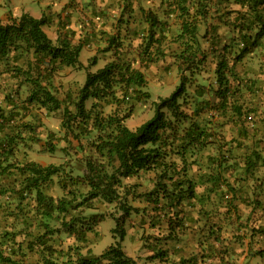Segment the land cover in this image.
I'll use <instances>...</instances> for the list:
<instances>
[{
	"label": "trees",
	"instance_id": "1",
	"mask_svg": "<svg viewBox=\"0 0 264 264\" xmlns=\"http://www.w3.org/2000/svg\"><path fill=\"white\" fill-rule=\"evenodd\" d=\"M167 1L170 11L165 15L172 13L177 18V26L173 27L174 32L170 34L169 42L176 43V48L171 53L180 74L178 83L168 95L159 97L154 102L153 114L148 119L133 129L129 128L125 120L130 116L134 101L149 95L142 90L146 79L140 69L132 66L134 59L127 56L132 50L131 40L124 44L125 35L121 36L118 31L106 35L107 46L104 51L113 49L111 58L95 71L86 72L78 95L72 102L73 109L67 105L62 108L60 126L76 140L75 149L81 150L80 156L74 158L75 161L71 164L73 166H69L68 172L64 171V164L43 165L33 160H19L17 152L29 142L38 140L37 125L33 122L38 114H23L29 111V106L43 107L47 111L60 107L61 100L42 81L48 79L59 66L76 65L84 42H75L61 31L53 42L43 29L44 25L50 23L44 15L35 17L28 12H21L18 16L11 15L7 21L0 22V61L9 59L12 52H15L12 54L13 59L19 54L27 55L28 52L32 55V59L27 60V67L12 64L15 73L22 75L31 84L24 103L15 105L8 93L0 100V195L12 191L17 193L20 201L28 197H32L33 201L24 211L22 220L19 213H11L14 216L13 228L15 223L23 226L21 240L15 242V236L21 230L0 232V243H15V246L7 245L8 243L4 247L0 246V264H31L28 255L34 252L43 254L40 264H137L120 244L126 233L125 218L136 209L121 200L124 190L120 189H125L123 180L140 171L153 170L157 181L152 190L145 193L146 200L152 201L155 206L159 204L176 218L178 208L184 200L201 196L195 190V181L187 175L188 170L196 164L199 152L214 144L212 135L215 132L216 137L218 133L209 126L214 114H209L211 119L203 124L198 120L201 114L213 109L223 118L226 116L227 120H233L236 116L235 121L243 125L242 119L247 114L256 113V108L242 98L243 81L235 72V66L262 44L264 0H224L236 6L229 10L234 16L232 19L228 18L227 24L235 33L231 37L235 43L222 44L219 49L212 51L203 47L201 41L208 32L204 26L211 11L210 0ZM139 10L148 27L135 49V55L148 63L155 61L163 52L168 24L163 16L149 8L140 6ZM214 11L215 16L219 17L218 10ZM162 13L164 15L163 11ZM209 53L214 55L216 61V86L211 82L207 85L200 82L194 84L193 93L189 95L194 105L189 111L182 106L179 98L187 95V84L195 83L198 79L196 76ZM88 98L93 101L86 107L85 101ZM107 105L112 107V111L107 114H102V110L96 108ZM82 136L89 138L86 150L80 142ZM54 139L53 132H49L45 142L49 151L57 149ZM243 155L245 171L250 172L254 169L255 162L262 157L256 149ZM218 157L219 155L207 158L216 160ZM214 167V172H208L211 186L205 190L217 188L220 191L219 187H223L219 195L223 197L226 206L232 205L231 197L236 195V189L221 173L222 163H215ZM73 169L76 173L72 172ZM62 172L65 174L58 183L71 196L54 198L48 194L47 189L53 176ZM13 177L18 181L17 188L8 184V179ZM67 183L74 188L68 189ZM78 185L84 186L85 191L77 190ZM228 190L233 193L230 197ZM75 192L82 196L81 199L77 198ZM97 197L119 204L121 214L115 217L112 228L117 239L99 254L75 251L58 260L54 255L57 250L51 243L52 235L63 231L84 239L86 229H89L85 217L72 215L67 218V215L83 206L84 202ZM240 201L241 204H248L247 207L251 204L252 215L257 207L263 208L257 199L249 201L244 196ZM234 207L237 209V206ZM238 214L237 209V216ZM53 220L59 221L61 228L52 227L50 221ZM256 227L264 234V223ZM151 251L145 264H186L182 258H170L168 251L161 246ZM58 252L61 253L60 250ZM254 253L264 255V247ZM190 264L196 263L192 261Z\"/></svg>",
	"mask_w": 264,
	"mask_h": 264
},
{
	"label": "rangeland",
	"instance_id": "2",
	"mask_svg": "<svg viewBox=\"0 0 264 264\" xmlns=\"http://www.w3.org/2000/svg\"><path fill=\"white\" fill-rule=\"evenodd\" d=\"M60 1L63 6L58 11L51 13L49 9L53 6L49 1L0 0V22H5L11 15L18 16L24 11L20 10L19 14L14 15L12 6L21 8L24 5L23 7H27L28 3L31 6L25 12L39 17L44 15L50 21L48 25L43 26V29L53 42H55L59 31L68 34L75 42H84L76 65L59 66L48 79L42 81V84L47 85L61 100L59 109L47 111L43 107L29 106L27 113L21 112L23 114H38L36 120L33 116L35 120L33 122L37 125L38 140L29 142L26 147L21 148L17 152V158L33 160L43 165L64 164V171L68 172L69 166H73L71 164L75 161V157L80 156L81 150L75 149L76 140L65 133L60 126L62 108L67 105L73 109L72 102L78 95L86 72L95 71L111 58L113 49L104 51L107 46L106 35L118 31L121 36L125 35L124 44L127 40H131L132 50L127 53V56L134 59L132 66L140 69L146 79L142 90L147 91L149 95L134 101L130 116L125 120L129 128L133 129L153 114L154 102L173 90L179 81L180 74L171 53L176 48V43L169 42L170 34L174 32L173 27L177 26V18L173 17L172 13L169 16L165 15L170 11L167 0ZM140 6L157 12L163 16V19H166L168 24L165 29L167 36L163 52L158 55L155 61L148 63L141 61L135 55V49L142 41L148 27L141 17ZM210 6L211 11L206 19V26H204L208 32L206 37L201 39L202 46L212 51L219 49L222 44L233 45L235 41L231 37L235 33L227 24L228 18L232 19L234 16L229 10L236 6L224 0H210ZM215 9L218 10L219 17L215 16ZM17 11L19 12V10ZM162 11L164 15H162ZM14 53L10 54L9 59L0 61V100L4 94L8 93L11 94L14 104L19 106L24 103L25 97L31 90V84L25 81L22 75L15 73L12 64L27 67V60L32 59V55L28 52L27 55L19 54L17 58L13 59L12 54ZM215 66L214 55L209 53L196 76L198 79L195 83L190 85L188 83L187 95L179 98V102L184 108L189 111L193 109L194 102L190 96L193 93L194 84L198 82L205 85L209 82L215 84ZM235 72L243 81L242 98L257 111L247 114L242 119L243 125L235 121L236 116L233 120H227L226 116L223 118L213 109H208V113H203L198 118L203 124L211 119L209 114H214L209 126L212 127V131L216 129L218 132L216 137L215 132L212 135L214 144L200 151L196 164L188 170L187 175L195 181V190L197 194H201L200 198L184 200L178 208L179 212L175 218L171 216V212L159 204L155 206L152 201L146 200L145 193L152 190L157 181L153 170L140 171L133 177L123 180L125 189H120V191L124 190L121 200L136 209L132 210L125 218L126 233L120 244L125 253L131 256L137 264H145L147 256L152 253L151 249L159 246L168 251L170 258L175 260L182 258L186 264H190L192 261L196 264H264V255L254 253L264 247V234L260 233L256 227L264 223V160L262 159L264 158V39L260 47L236 64ZM203 98L206 97L203 96ZM92 101V98H88L85 101V106L89 107ZM96 108L102 110V114L112 111L110 105L103 108L97 106ZM222 121L224 122L222 123ZM49 132H53L55 138L57 149L54 151H49L46 147L45 142ZM88 141L89 138L81 137L80 142L84 146V150L88 147ZM251 149H256L262 157L255 162V167L250 172L245 171L243 154ZM217 155L219 157L216 160L207 158ZM215 163H222L221 173L236 189L234 192L236 197H231L233 198L232 205L226 206L225 201L222 200L223 197L219 195L220 192L222 193L223 187H219L220 191H217V188L205 190L211 186L208 181V172H214ZM65 172L54 175L49 183L47 192L54 198L71 196L58 183ZM72 172L76 173V170L73 169ZM17 182L14 177L8 179L9 186L13 188L18 187ZM67 188L74 187L67 183ZM85 189L84 186L78 185L77 190L84 192ZM75 193L77 198L81 199L82 196L78 192ZM228 193V197L233 194L229 190ZM244 196L249 201L259 200L263 208L257 207L255 210L252 208L254 210L252 215L251 204L248 207V204H241L240 200ZM32 202V197L20 201L17 198V193L12 191L0 195V232L11 231V229L21 230L15 236V242L21 240L20 232L24 231L23 226L15 223L13 228L14 216L11 213H19V218L22 220L24 211ZM160 202L162 203V201ZM234 206H237L238 216ZM120 214L121 209L117 202L109 203L98 197L86 201L83 206L70 211L67 218L72 215L84 216L89 224V229H86L84 239L63 231L54 233L51 243L57 250L54 254L55 257L62 260L68 254H74L75 251L83 254H99L117 239L112 228L115 225V217ZM169 221H171L173 231L169 228ZM50 224L54 228H61L57 220L50 221ZM5 243L15 246L12 241H2L0 246L4 247ZM42 256L41 252L30 253L28 260L31 264H40Z\"/></svg>",
	"mask_w": 264,
	"mask_h": 264
},
{
	"label": "crops",
	"instance_id": "3",
	"mask_svg": "<svg viewBox=\"0 0 264 264\" xmlns=\"http://www.w3.org/2000/svg\"><path fill=\"white\" fill-rule=\"evenodd\" d=\"M13 1V0H12ZM44 2L46 1H49L53 7H51V9H49V11H51V13L55 12V11H58L60 9L61 6H63L62 2L60 0H43ZM49 2L47 3V5L49 4ZM24 6V5H23ZM18 7V6H12L13 8V14L16 15V14H19L20 13V10H24L23 12L25 11H28L29 7L31 6L30 4H26L27 7ZM19 10V12L17 11ZM35 17H39L38 15H36Z\"/></svg>",
	"mask_w": 264,
	"mask_h": 264
}]
</instances>
